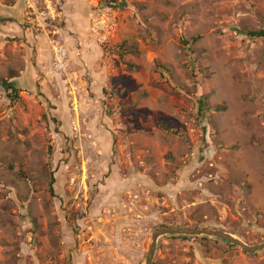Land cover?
I'll list each match as a JSON object with an SVG mask.
<instances>
[{
  "label": "rangeland",
  "instance_id": "1",
  "mask_svg": "<svg viewBox=\"0 0 264 264\" xmlns=\"http://www.w3.org/2000/svg\"><path fill=\"white\" fill-rule=\"evenodd\" d=\"M260 30L264 0H0V264H146L164 227L263 244ZM151 264L264 249L165 235Z\"/></svg>",
  "mask_w": 264,
  "mask_h": 264
},
{
  "label": "water",
  "instance_id": "2",
  "mask_svg": "<svg viewBox=\"0 0 264 264\" xmlns=\"http://www.w3.org/2000/svg\"><path fill=\"white\" fill-rule=\"evenodd\" d=\"M165 235H205V236H214L220 239L229 241L233 244L239 245L246 252H254L258 250L264 249V243L261 245L248 247L243 244L239 239H236L234 236L230 234H226L224 232L215 231V230H207V229H192V228H182V227H164L157 230L153 236L152 247L147 259L146 264H151L152 259L154 257L156 251L157 241L160 237Z\"/></svg>",
  "mask_w": 264,
  "mask_h": 264
},
{
  "label": "trees",
  "instance_id": "3",
  "mask_svg": "<svg viewBox=\"0 0 264 264\" xmlns=\"http://www.w3.org/2000/svg\"><path fill=\"white\" fill-rule=\"evenodd\" d=\"M248 36L252 39H261V38H264V30H260V31H251L248 33ZM198 39L195 38L194 39V42H196ZM184 41V39L182 40ZM186 44L187 41H184ZM3 87L5 88V90L7 91L8 93V97L9 99H11V101L13 102H16L19 100V90L17 89V87L15 86L14 83H11L10 81H3L2 83ZM203 108H207V109H210V107L206 104V102H203ZM216 110L218 111H223L224 108H220L218 107ZM160 126L163 130H167V126L164 124V123H160ZM56 183V179L55 178H51L50 180V192H51V195H55V188H54V184ZM179 238H190L188 236H178ZM234 246V245H232Z\"/></svg>",
  "mask_w": 264,
  "mask_h": 264
},
{
  "label": "built area",
  "instance_id": "4",
  "mask_svg": "<svg viewBox=\"0 0 264 264\" xmlns=\"http://www.w3.org/2000/svg\"><path fill=\"white\" fill-rule=\"evenodd\" d=\"M112 28V19L110 18L109 14L107 15L106 12H100L95 18L92 29L100 34V38L102 42H106L108 40L109 33ZM56 55V62L57 68L63 69V61L66 57V53L62 49L55 50Z\"/></svg>",
  "mask_w": 264,
  "mask_h": 264
}]
</instances>
